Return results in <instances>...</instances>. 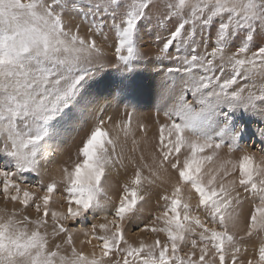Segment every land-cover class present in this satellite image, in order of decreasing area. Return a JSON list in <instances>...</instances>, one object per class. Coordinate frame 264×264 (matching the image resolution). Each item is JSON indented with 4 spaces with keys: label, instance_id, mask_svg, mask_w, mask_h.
<instances>
[{
    "label": "snow or ice",
    "instance_id": "1",
    "mask_svg": "<svg viewBox=\"0 0 264 264\" xmlns=\"http://www.w3.org/2000/svg\"><path fill=\"white\" fill-rule=\"evenodd\" d=\"M161 28L173 92L149 162L124 150L147 136L136 110L90 121L88 89L109 63L98 38L130 73L142 32ZM237 113L258 122V151ZM85 128L75 158L48 169L57 139ZM152 189L163 211L145 223ZM0 199V264H264V0H0ZM132 226L155 238L129 240Z\"/></svg>",
    "mask_w": 264,
    "mask_h": 264
},
{
    "label": "rangeland",
    "instance_id": "2",
    "mask_svg": "<svg viewBox=\"0 0 264 264\" xmlns=\"http://www.w3.org/2000/svg\"><path fill=\"white\" fill-rule=\"evenodd\" d=\"M78 19L79 17H77V20ZM169 27H171V25H169ZM157 35L163 38L168 35V32L162 28L154 29L150 32H142V51L144 53V57L136 63L135 69L130 73L125 72L123 70V66L120 68L112 66L116 63L114 48L111 46L115 42L113 37L110 36L108 42L98 38V43L104 47L106 60L109 61V63L105 67L98 69L89 81L88 91L90 99L93 103L91 104L89 114L86 116V119L90 121L97 116H103L105 118L112 116L113 121H116L124 119L127 112L132 111L134 108L136 112L133 124L134 126L137 122L147 124V136L145 137L143 131L137 129L135 136L137 143L133 145L132 139L129 138L128 143L126 144L128 147L125 146L124 150L126 155L130 157L138 158L141 154H143L149 162L150 156L153 153V139L158 136L154 131V125H157L158 121L157 110L163 108L168 95L173 92V88L171 86L172 78L167 75L166 69L168 67H174V65L169 61H163L161 63L155 60V56L157 55L159 48L162 47V41H157L156 39ZM166 83L167 86H165ZM121 89L124 90L121 91ZM189 99H191V96H189ZM99 109H105V111L101 112ZM236 116L242 122H246L247 135L244 142L251 143L253 140L256 141L255 147L252 150L258 151L260 147L259 139L257 136L253 135L259 126L258 122L255 118L250 117L247 114L237 113ZM159 119H161V122L165 119L162 110L160 111ZM86 132L87 128L79 133L72 131L61 135L54 145V154H52L51 158L45 162L46 167L50 170L60 167V165L64 164L68 160V158L66 160L68 154L74 156L73 158H75L77 145L80 144ZM73 137H75V139H73ZM148 148L152 149L151 153L145 151ZM147 154H149L148 157H146ZM51 160L53 161L51 162ZM132 172L133 168L131 165H128L126 168L114 169L110 179L116 180L114 182L115 185L116 182L117 185L120 183L119 189L121 190V185L131 177ZM26 175L29 183H36V181L40 179V177H37L35 173H29ZM44 179H48L47 174ZM157 191V189H152L151 194L146 197L148 202L144 205L143 216L140 217V219L145 223L151 220L156 213L163 211L162 207L158 206V208H154L153 206V200L155 197L157 198ZM194 202L195 201H193V203ZM163 203L164 202L162 201L159 205H162ZM2 206H5V202L0 199V208H3ZM7 206L12 207L11 204H8ZM248 210L249 205H245V214H247ZM104 215H110V213L102 212V214L99 213L100 218L98 220H93L92 217H89V220L93 222H101V216ZM74 227L86 228L88 225L81 224L74 225ZM126 236L131 241H137L141 238L147 242H151L155 238V234L151 232L141 233L137 231L135 226L130 227ZM160 238L164 239V235L161 234ZM74 239L77 247H84L86 251L91 250L90 245L80 244V241L86 239L82 233L77 234ZM253 242L249 244V251L246 254L247 257L254 258L253 245L256 243Z\"/></svg>",
    "mask_w": 264,
    "mask_h": 264
},
{
    "label": "bare ground",
    "instance_id": "3",
    "mask_svg": "<svg viewBox=\"0 0 264 264\" xmlns=\"http://www.w3.org/2000/svg\"><path fill=\"white\" fill-rule=\"evenodd\" d=\"M158 88V87H157ZM159 89V88H158ZM172 91V90H171ZM158 108V107H157ZM157 121V120H156ZM159 122H161V119H159ZM155 126V129H154V131H155V133H156V135H158V121H157V125L155 124L154 125ZM154 126H153V128H154ZM158 137V136H157ZM154 138L153 139V144H152V146H153V152L155 151V146L157 145V143H158V138ZM134 145V144H133ZM132 146V145H131ZM126 147H128V146H126ZM147 147H148V143H147ZM72 148V147H71ZM67 149V148H66ZM132 150V149H131ZM151 148H148L147 150H145L146 152H149V153H151ZM66 151H68V150H66ZM145 152V153H146ZM69 153V152H68ZM144 153V154H145ZM57 156V155H56ZM68 156H69V154H68ZM68 156L66 157V160H67V158H68ZM149 156V154H147V156L146 157H148ZM74 157V156H73ZM57 160V159H56ZM53 160H51V162H52ZM59 168V167H58ZM57 167L56 168H54V169H58ZM116 180H113V179H110V183L113 185L114 184V182H115ZM119 184L120 183H118V185H117V182H116V185L114 184L113 185V187L117 190H115L113 193H112V195H113V197L115 198L116 196H118V194H119V192H120V186H119ZM158 190V189H157ZM118 192V193H117ZM157 199H158V197L156 198L155 197V199L153 200V206H154V208H158V204H157ZM160 202H162V201H159V203ZM2 205V204H1ZM2 207H5V206H2ZM7 207H9V208H11V206H7ZM102 214V213H101ZM102 218H103V216H101ZM100 218V217H99ZM102 221L101 222H103V219H101ZM243 226V224H241V227ZM139 237H141V236H139ZM141 239V238H140ZM95 243V242H94ZM253 243H256V241H254Z\"/></svg>",
    "mask_w": 264,
    "mask_h": 264
}]
</instances>
